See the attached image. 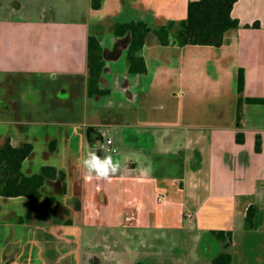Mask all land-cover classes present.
<instances>
[{
	"label": "crops",
	"instance_id": "crops-1",
	"mask_svg": "<svg viewBox=\"0 0 264 264\" xmlns=\"http://www.w3.org/2000/svg\"><path fill=\"white\" fill-rule=\"evenodd\" d=\"M196 1L101 0L93 10L90 0H0V135L14 146L33 145L23 167L34 164L38 149L61 158L47 166L65 173L66 190L53 181L43 194L76 199L75 205L26 206L78 220L0 219V264L119 262L113 237L99 255L89 241L87 254L83 228L140 235L126 264H211L225 251L211 231L232 233V264H264V104L244 102L237 122L240 69L244 99H264V0L235 3L239 28L225 34L220 48L164 47L149 33L145 75L129 73L130 37L113 33L114 23L179 22ZM90 37L102 47L100 87L107 96L87 94ZM107 132L120 137L119 146L107 138L117 151H128L116 157L120 171L110 180H86L82 166L73 178L76 154L95 150L103 157ZM30 167L25 174H34Z\"/></svg>",
	"mask_w": 264,
	"mask_h": 264
},
{
	"label": "trees",
	"instance_id": "trees-1",
	"mask_svg": "<svg viewBox=\"0 0 264 264\" xmlns=\"http://www.w3.org/2000/svg\"><path fill=\"white\" fill-rule=\"evenodd\" d=\"M238 0H199L190 2L187 17L179 22L170 21L166 25L150 27L143 21L112 24L116 37L129 35L130 43L126 54L129 73L145 75L147 67L142 50L149 33H153L161 46H210L220 48L224 43L225 34L239 28V22L232 18V10ZM91 8L99 10L101 0H90ZM254 28L258 24L253 25ZM103 51L99 40L90 37L88 41V74L87 94L89 97H103L110 91L100 87L101 74L104 68ZM245 76L242 69L238 72L237 122L240 126L241 111L244 102L264 104V99H244ZM237 142L243 143V134L237 135ZM51 151L54 143H51ZM256 151H260V139L257 138ZM33 152L30 143L14 146L9 136L0 135V197L25 198L31 203H43L48 206L55 204L54 197H46L43 189L47 183L60 181L63 192L66 190L65 173L53 166H43L39 172L27 175L22 171L24 162ZM79 209V206L77 207ZM255 209L250 207L247 222L253 226ZM210 236L223 245L225 251L219 252L211 264H232V256L228 252L232 245V233L211 231Z\"/></svg>",
	"mask_w": 264,
	"mask_h": 264
},
{
	"label": "rangeland",
	"instance_id": "rangeland-1",
	"mask_svg": "<svg viewBox=\"0 0 264 264\" xmlns=\"http://www.w3.org/2000/svg\"><path fill=\"white\" fill-rule=\"evenodd\" d=\"M178 47V46H177ZM105 138H104V143L107 140L108 136H113L115 139V142L118 144V146L120 145V137L114 133H104ZM128 151H125L123 149H119L117 151V154H114V158H125L126 154ZM86 151H79L78 155L76 154V158L78 159L76 162L77 166H74L75 168L73 169V178H77L78 176L81 175V167L83 166V159L86 156ZM106 155H110L109 153H107L106 151L104 152L103 156ZM112 155V154H111ZM117 157V158H116ZM33 161V165H31V167L29 166L30 164H26V166L23 167V172L27 173V170L31 169V171L33 173H37L40 170L41 166H47V165H54V164H59L61 163V158H53V157H49L46 158L43 156V154L41 153V150L38 149L36 151L35 154V158L32 160ZM48 197V196H47ZM51 197V196H49ZM55 202H57L56 204H58V207H65L67 205H71L74 206L76 203V199H71V198H67V197H62V196H56L54 197ZM25 204H22L23 202H16L14 200H7V199H3L0 198V219L3 220L6 218H9L12 215H16L18 217H23L24 219L27 220H31L32 218H36L41 221L44 222L46 220V218L50 219L52 218V220H70L73 219L74 221H78L76 220V215L73 214H61L59 213L57 210H53L51 213L44 214L43 212H39L38 210H36V214L32 213V210L29 209L26 205H32V203L26 199L22 200ZM27 203V204H26ZM41 205V204H40ZM43 205V204H42ZM41 205V206H42ZM34 212V211H33ZM47 216V217H46ZM77 228H80V226L77 223ZM84 230V235L81 239H84V242L87 244L85 245V250L87 251V254L89 253V241H93V245L96 244V246H99L98 248H96V250L94 251L96 253V255L102 254L103 252V247L106 245V242H110L112 237L115 238V240L118 242V248L120 249V252H114V254L116 255V257L119 259V262H116L115 264H126L127 262H130L131 259H133V255L134 253L131 251L136 250V240L138 239L139 241L141 240V236H135L134 234L131 235L130 232L127 231V234H125L124 236L121 235L119 232L117 231H113L110 234H107L105 232L102 231H98L94 228L90 229V228H83ZM76 231V235H74L75 239H79L80 240V236L78 235V231ZM138 234V233H137ZM79 236V237H78ZM78 241V240H77ZM136 241V242H135ZM191 254L195 253V250L192 249ZM88 256V255H87ZM145 260V259H144ZM87 264H90L89 262ZM101 264H114L111 261H107ZM140 264H146L145 261H141Z\"/></svg>",
	"mask_w": 264,
	"mask_h": 264
},
{
	"label": "clouds",
	"instance_id": "clouds-1",
	"mask_svg": "<svg viewBox=\"0 0 264 264\" xmlns=\"http://www.w3.org/2000/svg\"><path fill=\"white\" fill-rule=\"evenodd\" d=\"M121 163L114 155L101 157L95 150L89 151L83 159L85 179L110 180L120 171Z\"/></svg>",
	"mask_w": 264,
	"mask_h": 264
},
{
	"label": "built area",
	"instance_id": "built-area-1",
	"mask_svg": "<svg viewBox=\"0 0 264 264\" xmlns=\"http://www.w3.org/2000/svg\"><path fill=\"white\" fill-rule=\"evenodd\" d=\"M103 148L109 154H112V155L117 154V149L114 146L112 139H107L103 145ZM185 217L186 219H189V220L193 218L191 213H186Z\"/></svg>",
	"mask_w": 264,
	"mask_h": 264
}]
</instances>
